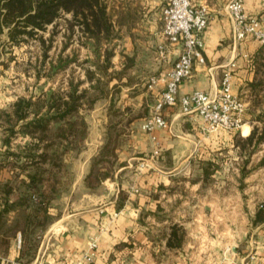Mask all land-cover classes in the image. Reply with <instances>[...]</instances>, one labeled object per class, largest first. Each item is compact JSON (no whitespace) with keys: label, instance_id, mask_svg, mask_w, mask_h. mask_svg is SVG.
<instances>
[{"label":"crops","instance_id":"0c3cea01","mask_svg":"<svg viewBox=\"0 0 264 264\" xmlns=\"http://www.w3.org/2000/svg\"><path fill=\"white\" fill-rule=\"evenodd\" d=\"M167 1L161 0L160 12L153 18L149 30L143 29V13L146 11L142 3L135 1L134 5H123L122 11L113 9L118 32L113 40H121V50L127 53L131 61L121 60L122 66L129 67L131 64L134 67L153 68L161 59L164 64L160 67L174 65L181 45L167 41L163 31L162 8ZM228 1L192 0L196 5H207L210 12L209 24L202 33L204 62L196 61L192 75L180 83L178 102L164 107L163 114L170 123L169 128L157 129L153 133L141 131L140 128L133 130L128 143L121 145L120 166L114 175L103 181L105 185L99 191L84 192L78 206L52 221L39 240L35 259H48L53 264L77 261L89 249L91 241L97 239L96 257L90 264H150L155 255L159 256L157 251L160 249H156V245H162L167 257L171 256L174 260L181 257L185 264L191 255L198 261L211 259L223 264H235L253 256L257 264H264L263 238L251 241L245 249H239L236 247L238 243L232 241L234 233H231L232 238L225 244L231 245L232 252L223 248L210 253L208 244L202 238H190L193 234L198 236L199 232L208 239L207 225H202V222H207L206 213L220 210L225 198L233 195L230 183H226L230 177L217 171L206 177L201 163L210 159L216 151L232 147L236 131L247 136L253 127L245 122L237 130L221 128L208 132L202 117L196 112H183L179 101L183 94L195 89L217 91L227 68L233 71V90L237 94L254 78L250 56L257 42L247 39L241 44L234 43L233 22L225 9ZM245 6L249 13L264 19V0H246ZM144 34L151 36L152 41L144 42ZM135 52L137 54L133 56ZM232 63L235 65L232 66ZM162 89V85L153 88L155 102ZM139 122L135 120L133 126ZM139 126H142L141 123ZM157 145L161 148V154L152 168L140 170L136 166L135 171L128 170L133 164L132 160L152 152ZM86 164L89 165L88 159ZM12 175L5 168L0 171V180H9ZM234 190L239 192L238 187ZM230 206L235 207L233 204ZM175 224L183 227L185 235L182 244L173 247L167 245V237ZM150 227L153 235L155 231L164 229V237H150ZM18 233L20 231L11 238L7 251L3 249L0 235V264L34 261L19 260L21 248L16 245ZM192 246L194 250L189 249Z\"/></svg>","mask_w":264,"mask_h":264},{"label":"trees","instance_id":"16d2710c","mask_svg":"<svg viewBox=\"0 0 264 264\" xmlns=\"http://www.w3.org/2000/svg\"><path fill=\"white\" fill-rule=\"evenodd\" d=\"M67 13L70 17L65 16ZM113 15L108 0H0V40L6 34L2 42L8 52L7 59H0V64L7 66L9 61L18 58L11 46H21L37 38L44 50L43 58L37 60L40 66L34 64L37 79L43 74L51 76L69 68L78 60L75 52L71 56L59 55L57 59H51L48 70L43 71L51 46L43 32L51 24L56 27L58 20L64 18L68 36H74L78 25L84 37L83 44L94 53V58L81 64L92 62L96 67L94 70L85 66L86 78L74 80L71 77L69 88L64 91L42 88L36 95H20L7 107L0 108V171L6 167L13 174L9 180H0L1 244L7 250L11 238L20 231L23 244L19 260H33L39 243L37 236L61 215L55 199L62 195L72 179L68 156L78 154L84 148L89 130L86 110L93 109L101 97L109 95L106 89L109 79L102 74L114 67L115 51L113 47L103 49L102 45L110 44L118 34ZM255 41L257 46L250 56L254 78L239 94L250 102L244 121L253 127L247 136L236 131L232 147L220 149L225 153L231 148L241 158L237 163L241 188L245 178L253 172L248 168L252 155L264 144V43ZM2 52L0 49V56ZM85 81L89 82L88 87H81ZM115 102L112 96L104 142L90 158L83 178L88 189L97 188L107 177L113 176L115 166L120 165L117 149L121 146L122 135L136 118L131 113L132 107L121 109ZM19 135L22 140L15 142ZM220 152L201 163L206 177L218 171L220 163L216 157ZM258 165L264 166V154ZM252 222L254 225L264 223V200L257 206ZM184 235L183 227L175 224L167 237V245L180 246Z\"/></svg>","mask_w":264,"mask_h":264},{"label":"rangeland","instance_id":"374dc122","mask_svg":"<svg viewBox=\"0 0 264 264\" xmlns=\"http://www.w3.org/2000/svg\"><path fill=\"white\" fill-rule=\"evenodd\" d=\"M135 1H137L138 4L142 3L144 6L146 12L143 13V15L145 14L143 29L149 30L153 24V18L156 17V15L160 12V6L162 4L161 0H108L110 8L115 9L116 12L119 10L122 11L123 5L127 6L129 4L135 3ZM65 16L70 17V14L67 13ZM6 30L7 29H5V33ZM43 36L46 38L47 43L51 41V46L48 50L47 62H45L46 68H43V71H47L50 66L49 61L51 59H57L59 55L71 56L73 55L72 53L75 52L78 55V60L73 62L67 69L59 70L53 73L51 76L43 74L40 79H37L36 68L34 67V64L40 66L39 61L37 64V60L39 58H43L44 51L40 41L37 38L30 39L28 42L22 43L21 46H11L13 53L17 55L18 58L14 61H9L7 66L0 64V108L7 107L20 95H36L40 93L42 88H56L64 91L69 88V79L71 77H74V80L86 78L84 71L85 66H90L91 69L94 70L96 69V67L93 65L94 63L92 62H84V65L81 64V62L84 60H91L94 58V53L91 52V48L83 44L84 37H82L78 25L75 26L74 36L69 37L65 20L64 18H60L56 27H54L52 24L49 25V28L43 32ZM4 39H6V34H4L0 40V49L3 50L0 59H7L8 57V52L4 50V44L2 42ZM142 39L144 42L145 40L152 41V37L145 34L143 35ZM167 41L169 40L167 39ZM121 45L122 42L119 38L113 40L110 42V44L104 43L102 45L103 49L113 47L115 51V56L113 57L114 67H110L108 71H106V74H102L106 80L109 79V85L108 88H106L109 92V95L107 97H101L95 103L93 109L86 110V119L89 123V130L84 140V148L78 154L74 153L72 156H68L67 161L70 170L69 176L72 179L66 189L63 190L62 195L55 199L56 204L61 210V214L68 213V211L78 206L83 198L84 192L99 191L103 185H105L102 182V184L97 188L88 189L83 182V178L87 173L89 166L86 164V160L88 159L89 161L92 155L97 153L99 147L104 142L107 122L109 121L108 111L110 106V98L113 96L116 100V106L121 109H124L127 106L132 107L131 113L136 116L134 121H132L130 125L127 126L125 132L122 135L121 145L127 144L128 140L134 133L133 130L140 128L141 131L147 132L141 128L142 126L140 127L139 125L140 123L142 125L143 121L151 115L153 106L155 104L156 96L152 93L153 88L149 87V79L154 75H159L161 72L171 67H160L164 64L163 59H161L160 63H157V65H155L153 68L134 67L131 66V64H129V67H124L120 63L121 60H125L128 63L131 61L126 55L127 53L122 52ZM135 54H137V52L132 53L133 56H135ZM120 76L122 77L121 79ZM88 85L89 82L85 81L81 87H88ZM249 104L250 102L248 101V105ZM135 120L140 121L137 126H133L135 125ZM257 123L259 124L260 122ZM20 140H22V137L19 135L17 136L15 142ZM261 147V149H258L252 155V162L248 164V168L253 172L245 178V184L242 188L240 187L239 180L237 179V173H239L237 163L241 162V158L237 157V154L234 153V150L231 148H229V150L225 153H221L220 150L216 151L220 152L217 153L218 158L216 157L220 163L217 172H224L228 175V177H230V180L226 181V183H230L229 186L233 195L225 198L224 206H222L220 210H217L215 213H206L208 216L206 220L207 222H202V225H207L206 229L208 230V239H210V241L205 239V237H203V235H201L199 232H197L198 236L194 234L190 236L192 240H201L202 238L204 243L208 244L209 246V253L213 250L221 251L223 248L229 252H232L231 245L225 244V242L232 238L231 233H234L232 241L238 243V246L236 247L239 249L247 248V246H250V242L253 240H257L259 238L264 239V224L257 227L258 225H254L252 222L257 206L264 200V166L258 165L261 157L264 154V144ZM120 148L121 146L117 149L118 162H120ZM150 153L151 151L148 154ZM139 161L140 159L132 160L133 164H131V167H129L128 170L132 172L135 171ZM119 166V164L115 166L116 168L114 169V173L119 168ZM5 168L6 167L3 169ZM6 169L9 170L8 168ZM237 187L239 189L238 193H236L234 190ZM232 204L235 206L234 208H231L230 205ZM214 222L215 224H212ZM210 226H213V228ZM193 227H195V225ZM148 231L150 232L149 236H154L156 239L163 238L165 234H162V232H165L164 229L162 231H155L154 235L152 234L151 227ZM43 234L44 232L39 233L37 236V241L42 238ZM157 236H159V238H157ZM152 245L155 246L154 244ZM9 246H11V244ZM159 246L156 245L155 247L156 249H160L157 251L159 256L156 257L155 255L150 264H185V260L181 257L175 260L172 259L171 256L167 257V254L163 252L164 249L161 247L162 245ZM38 248L39 243L33 260H36L35 257L38 254ZM189 249L194 250L195 248L192 246L189 247ZM187 264H219V261L211 259L198 261L196 260V257L191 255V259H187Z\"/></svg>","mask_w":264,"mask_h":264},{"label":"built area","instance_id":"2783aa9c","mask_svg":"<svg viewBox=\"0 0 264 264\" xmlns=\"http://www.w3.org/2000/svg\"><path fill=\"white\" fill-rule=\"evenodd\" d=\"M246 0H229L225 9L233 22V40L241 44L249 38L264 43V19L246 10ZM164 21L163 31L166 38L174 45H181V50L174 65L149 79V87L162 85L163 89L155 102L151 115L142 123V128L153 133L157 129H168L169 121L163 114L167 105L178 102L180 83L193 73L196 61L204 62L202 52V33L210 21L209 8L205 4L196 5L192 0H168L162 8ZM235 64L232 63V66ZM182 110L185 113H198L206 125L208 132L221 128L240 129L247 111L248 102L233 90V71L227 68L223 73L220 88L217 91L195 89L180 97ZM161 154L157 145L153 151L140 158L137 168L140 170L153 167L155 159ZM18 248L22 246V236L16 239ZM97 239H93L89 249L77 261H66L62 264H90L96 257ZM13 264H18L14 262ZM27 264H53L48 259H36ZM221 264V263H219ZM235 264H257L254 257L244 258Z\"/></svg>","mask_w":264,"mask_h":264}]
</instances>
